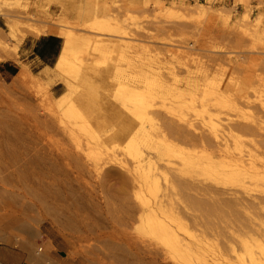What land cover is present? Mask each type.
<instances>
[{
	"label": "rangeland",
	"instance_id": "1",
	"mask_svg": "<svg viewBox=\"0 0 264 264\" xmlns=\"http://www.w3.org/2000/svg\"><path fill=\"white\" fill-rule=\"evenodd\" d=\"M50 28L119 45L104 47L88 80L75 65L68 68L73 73L57 75L49 66L64 38ZM50 35L59 41L42 57L36 48ZM126 41L135 45L124 51ZM6 50L12 55L0 57V151L11 155H0V190L27 192V204L42 203L43 213L39 204L31 212L44 220L28 248L0 240V264H40L41 256L44 264L250 260L239 240L207 224L264 219V201L248 213L241 201L229 199L235 192L264 195V177L227 178L222 165L206 159L191 165L193 146L170 136L176 145L169 147L139 127L144 114L208 134L223 133L234 122L254 126L259 120L264 127V0H0V56ZM118 63L123 73L116 76ZM123 88L126 100L116 101ZM180 91L183 96H174ZM122 160L140 169L146 186L130 188L129 199L138 205L134 217L120 218L130 208L118 200L108 206L100 185L105 171L124 168ZM153 167L147 178L145 168ZM216 171L222 191L192 189L199 180H213ZM106 185L117 189L120 182L112 177ZM146 198L165 214L176 202L182 223L148 215ZM202 229L205 243L191 235Z\"/></svg>",
	"mask_w": 264,
	"mask_h": 264
},
{
	"label": "bare ground",
	"instance_id": "2",
	"mask_svg": "<svg viewBox=\"0 0 264 264\" xmlns=\"http://www.w3.org/2000/svg\"><path fill=\"white\" fill-rule=\"evenodd\" d=\"M126 4H129V2L125 1L124 5L126 6ZM116 23H118V21ZM47 31L57 33L64 38L56 63L54 66H49L57 75L67 73L69 75V73H73V71H69L68 68L70 65H75L74 72H78L82 78L88 80V78L94 74L90 72V65L99 60L98 57L102 55V50L106 45L109 46V43H114L104 38L95 37L93 34L76 31L74 29L64 31L50 28ZM114 31L117 32L118 30ZM114 45L118 46L119 44L114 43ZM122 45L124 48L123 50L126 51V49L134 47L135 44L133 45L131 41H126L122 42ZM11 55V52L6 50L0 57L1 59H7ZM120 58L124 60L125 52ZM135 62H129V65L135 66ZM102 71V68L95 70L97 73H101ZM122 73L123 68L120 66V63H118L116 76ZM18 76L20 78L25 77L26 71H20ZM64 79L68 85L71 84V77L67 76V78ZM89 89L94 90L96 86H90ZM183 95L184 91L174 94L176 97ZM126 97L123 88L122 94H118L115 100L124 101ZM142 117L143 119L139 131L145 136L150 137L157 134L161 140L160 142L169 147L176 145V142L170 136L193 146L195 149L190 152L192 156L191 165H196L198 163L202 164L203 162H200V160L206 159L214 164L215 167L219 164L222 165L225 171L224 176L227 178H234L241 174L249 177H264V127L259 120L258 124L254 126L239 122L227 123L224 125L223 133L214 132V134H208L187 129L172 121H160L151 115L146 116L144 114ZM189 123L194 126V123L190 120ZM244 135H255L256 138L246 141L243 138ZM247 142L253 147L246 148L245 144ZM198 147L201 148L196 150ZM67 153L71 157V152L67 150ZM1 154L11 155V152L9 153V150L6 149L1 150L0 155ZM120 163L124 168L120 170L113 167L105 171L100 178V185L105 187V199L108 206H113L118 200L117 204L130 208L129 210L124 209L119 215L120 218L134 217L138 205L131 203L129 199L130 188L136 187V183L139 185L140 189L146 186L143 184V175L140 173V169L137 167H130L128 163L123 160L120 161ZM156 168L161 169L160 166H156ZM145 171L147 178H150L155 168H145ZM217 175L220 176L216 171V176L213 180H199L198 184L192 185V189L203 194H212L222 191L219 185L221 180L219 178L221 176L218 177ZM112 177H117L119 180V188L116 189L106 185V182ZM149 189L152 190V187ZM28 197L29 195L25 191L8 188L0 190V240L9 242L15 240L19 246L24 248H28L35 244L34 237L41 229V222L44 220V217L33 214L31 211H33V207L36 204H39L38 207L41 209L40 212L42 213L44 212V208L42 203L34 201L32 204H27L25 198ZM229 197H231L229 199L234 198L241 201V204L248 213H251V207L255 203L264 201L263 194H254L252 192H248L247 195H239L235 192L231 193ZM33 198L35 200H41L40 195H36ZM177 199H179V197H177ZM142 204L146 205V209H144L148 211V215L151 217H170L172 220L177 221V223H182L181 220L178 221L181 219V213L178 210L179 206L176 202L175 204L173 203L172 211H170L169 214L160 211L155 202L149 198H146ZM207 227L214 229L216 234L228 233L230 234L229 236L239 240L246 252L250 255V260L245 264H264V219L258 220L252 215L250 223L232 220L226 222H212L207 224ZM207 234L206 229H202L200 232L194 234L191 233L192 236L196 237L202 243L209 240ZM232 248L234 251H237L236 246L233 245ZM37 251L39 253L44 251V247L39 245ZM38 259H40L38 260L40 264H44L42 256ZM49 262L50 261L47 260V263Z\"/></svg>",
	"mask_w": 264,
	"mask_h": 264
},
{
	"label": "trees",
	"instance_id": "3",
	"mask_svg": "<svg viewBox=\"0 0 264 264\" xmlns=\"http://www.w3.org/2000/svg\"><path fill=\"white\" fill-rule=\"evenodd\" d=\"M59 41V38L57 36H53V35H50V36H45L41 39L40 41V46H38L36 48V50L39 52V54L42 56V57H45L46 54L48 52H50V50L53 48V46L55 45V43ZM57 49H56V54H58L59 52V43H57Z\"/></svg>",
	"mask_w": 264,
	"mask_h": 264
},
{
	"label": "crops",
	"instance_id": "4",
	"mask_svg": "<svg viewBox=\"0 0 264 264\" xmlns=\"http://www.w3.org/2000/svg\"><path fill=\"white\" fill-rule=\"evenodd\" d=\"M1 264H14V263H10V262H6L5 260H1Z\"/></svg>",
	"mask_w": 264,
	"mask_h": 264
}]
</instances>
